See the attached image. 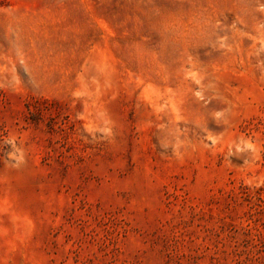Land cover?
Returning a JSON list of instances; mask_svg holds the SVG:
<instances>
[{
	"label": "rangeland",
	"instance_id": "obj_1",
	"mask_svg": "<svg viewBox=\"0 0 264 264\" xmlns=\"http://www.w3.org/2000/svg\"><path fill=\"white\" fill-rule=\"evenodd\" d=\"M0 264H264V0H0Z\"/></svg>",
	"mask_w": 264,
	"mask_h": 264
}]
</instances>
